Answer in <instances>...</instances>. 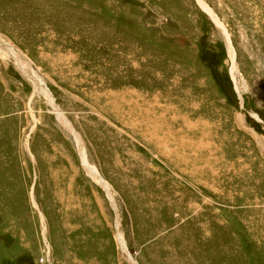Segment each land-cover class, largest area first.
<instances>
[{"label":"rangeland","instance_id":"374dc122","mask_svg":"<svg viewBox=\"0 0 264 264\" xmlns=\"http://www.w3.org/2000/svg\"><path fill=\"white\" fill-rule=\"evenodd\" d=\"M201 2L226 31L200 0H0L52 92L0 44V264H264V0Z\"/></svg>","mask_w":264,"mask_h":264},{"label":"bare ground","instance_id":"6f19581e","mask_svg":"<svg viewBox=\"0 0 264 264\" xmlns=\"http://www.w3.org/2000/svg\"><path fill=\"white\" fill-rule=\"evenodd\" d=\"M200 3H201V5L203 6V8L205 10L211 12L206 3L201 2V0H200ZM211 14H212V17H213L214 21L217 22L226 31L225 26L221 23V21L218 19V17L213 12H211ZM227 36L229 37V33H227ZM230 43H231V41H230ZM0 44L4 48H7L8 53L10 54L11 57L15 58V61H16V63L18 62L22 73L24 75H26L32 81V83L35 86V89L38 90V91L39 90L43 91V93L48 96V94H46V92H48V91L45 90L42 80L33 71L32 67L29 64V62L26 59H24L26 55L25 56L22 55L24 57V58H22L21 53L19 51H17L10 43L5 42L2 38H0ZM232 59L233 60L235 59V54L234 53L232 54ZM49 97H50V94H49ZM52 104H53V101H52ZM56 109H57V116H58L59 120L73 134L74 140L77 143V147H78L77 149H79V153L81 155V158H82V161L84 163L85 168L87 169L89 174L92 175L93 178H95V180H97L100 183H103V185L106 187V189H109V185H108L107 181L103 177H101V175L98 172V170L91 163H89V161L87 160L86 153H85V150H84V143H83V140H82L80 134L76 131L74 126L71 123L68 122V119L65 117L64 112H62L57 107H56ZM109 195H110V193H109ZM110 198H111V196H110ZM112 202L114 203L113 199H112ZM117 239L121 240L122 248L125 251H127L126 244H125V242L123 240L122 233L120 231L118 232ZM130 259H131V261L134 264H138L135 261V259H133L132 257H130Z\"/></svg>","mask_w":264,"mask_h":264},{"label":"water","instance_id":"95a60500","mask_svg":"<svg viewBox=\"0 0 264 264\" xmlns=\"http://www.w3.org/2000/svg\"><path fill=\"white\" fill-rule=\"evenodd\" d=\"M43 84H44V88L46 91L50 92L51 95H52V92L50 91L49 87L45 84V82L43 81Z\"/></svg>","mask_w":264,"mask_h":264}]
</instances>
